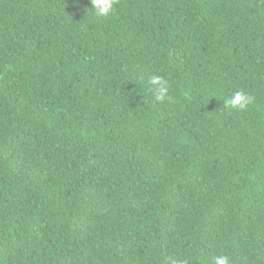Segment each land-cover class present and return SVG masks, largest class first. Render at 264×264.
<instances>
[{"label":"trees","instance_id":"trees-1","mask_svg":"<svg viewBox=\"0 0 264 264\" xmlns=\"http://www.w3.org/2000/svg\"><path fill=\"white\" fill-rule=\"evenodd\" d=\"M90 8L0 0V264H264V0Z\"/></svg>","mask_w":264,"mask_h":264},{"label":"clouds","instance_id":"clouds-1","mask_svg":"<svg viewBox=\"0 0 264 264\" xmlns=\"http://www.w3.org/2000/svg\"><path fill=\"white\" fill-rule=\"evenodd\" d=\"M90 4V9H92L95 16L104 18L113 11L114 0H90ZM148 83L152 86L150 90L153 91L155 101L164 102L167 98L166 93L169 90L168 82L159 75H153L149 78ZM251 100L252 98L243 91H236L229 97L222 99V103L226 109H243L251 103ZM215 264H229V258L227 256L217 257L215 258Z\"/></svg>","mask_w":264,"mask_h":264}]
</instances>
